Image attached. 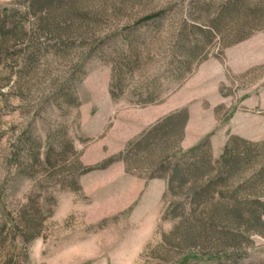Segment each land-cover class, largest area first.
Here are the masks:
<instances>
[{
	"label": "rangeland",
	"instance_id": "rangeland-1",
	"mask_svg": "<svg viewBox=\"0 0 264 264\" xmlns=\"http://www.w3.org/2000/svg\"><path fill=\"white\" fill-rule=\"evenodd\" d=\"M47 1L0 0V264H264V0Z\"/></svg>",
	"mask_w": 264,
	"mask_h": 264
},
{
	"label": "trees",
	"instance_id": "trees-1",
	"mask_svg": "<svg viewBox=\"0 0 264 264\" xmlns=\"http://www.w3.org/2000/svg\"><path fill=\"white\" fill-rule=\"evenodd\" d=\"M183 122H184V114L178 113L177 115H172L166 118L163 122H161L160 127L157 126L153 130L155 129L161 130V128L164 127L165 125L172 126V124L173 126L178 128V130H180L183 126ZM145 142H146V139H145ZM239 143L243 144L245 142L234 138V139H231L230 142L226 145L224 149L223 157H222V160L226 158V161L222 163L221 167H219L218 170L214 171L215 181L211 185L209 184L208 188H210L213 184L216 185L217 183H220V181H222L221 179H222L223 173L231 174L230 170L225 171L224 168L228 167L230 164H232V162L234 163V161L237 160V157H238L237 148L235 147L237 145L235 144H239ZM207 159H208V155L206 151L198 153L197 155L193 154L190 158L182 160V161L180 160L169 161L166 157L165 159H163V161L159 165V173H160L159 178H163L164 174H168L169 178L167 180V186L169 190L171 191V193H176L175 191L177 189L178 191L179 190L182 191L183 187L186 186V184L190 180L202 177L205 175V173H207L203 171L208 167ZM208 190L209 189H205L203 191H208ZM255 221L257 222L258 226H260L264 230V224L261 223L260 219L256 218Z\"/></svg>",
	"mask_w": 264,
	"mask_h": 264
}]
</instances>
